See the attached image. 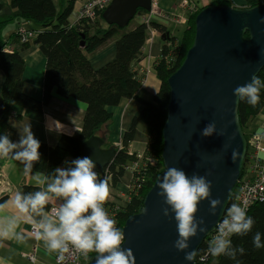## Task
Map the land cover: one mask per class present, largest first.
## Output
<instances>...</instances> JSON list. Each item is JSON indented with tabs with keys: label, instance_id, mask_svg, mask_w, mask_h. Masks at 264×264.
<instances>
[{
	"label": "trees",
	"instance_id": "obj_1",
	"mask_svg": "<svg viewBox=\"0 0 264 264\" xmlns=\"http://www.w3.org/2000/svg\"><path fill=\"white\" fill-rule=\"evenodd\" d=\"M74 1L71 0L62 12L56 11L52 0L11 1L10 6L16 14L1 22L0 28L14 18L30 21L40 28V31H35L37 33L35 38L29 42L20 43V38L16 34L13 39L21 44V48H27L30 42L37 45L46 59V68L43 73V95L40 100H37L28 96L23 90L24 63L19 53L21 48L16 50L9 43H0V70L4 74V83L0 88V99L4 103L0 116V132L9 134L10 138L15 140V131L8 125L11 107H22L32 112L43 113L45 107L51 102L53 91L63 98L83 102L86 107L80 132L70 137L61 135L54 147L40 143L38 149L40 159L33 162L32 172H39L44 176L52 174L56 167L64 166L65 160L80 157V145L83 141L98 136L105 147L115 148L117 151L114 160L105 168L109 174L108 186L114 188L121 181L127 167L139 161L136 154H128V148L129 143L135 137L137 125L140 122L144 123L149 133L148 140L142 153L140 170L132 173L128 198L122 206L110 200L105 201L106 211L116 220V226L122 230L126 219L142 209L144 196L163 170L160 155L163 147L161 130L166 121V105L169 100V87L166 81L184 61V56L194 39V19L202 8L196 10L188 19L187 27L179 41L174 37H169L164 26L153 21L146 25L141 20L135 29L117 38L113 60L99 69H94L89 64L86 54L99 48L122 29L114 25H107L103 28L99 25L100 21L103 22L101 14L99 21L95 23L81 19L76 24H69L68 16L72 12ZM245 3L246 7H253L264 3V0H245ZM210 5L231 6L232 3L230 0H213ZM149 28L161 34H168L163 40L161 55L154 66L160 87L153 95L151 103L136 96L138 89L142 86V77L132 68V64L140 58L141 49L148 39ZM82 41L83 46L80 45ZM257 76L264 80V68ZM260 95L261 99L255 106L243 101L238 103L239 123L243 131L246 125L264 109V89L261 90ZM127 99L140 103L143 110L139 116L132 118L120 141L121 148H119L110 143L109 127L113 122L112 115L107 108L115 107ZM147 159H154L155 164L150 166ZM144 163L146 166H142ZM30 191V187L25 188V194ZM233 197L234 194L230 196L228 205L232 203ZM3 200L4 198L0 202L2 203ZM247 215L255 221L252 230L247 235L231 237L234 246L245 249L243 255L237 254V259L240 264H264V248L257 249L252 244V236L256 231L264 233V203L252 206ZM204 250L205 247L202 244L195 258L197 259ZM95 255V253L90 255L88 260ZM211 262L236 264V261L224 255L211 256L205 264Z\"/></svg>",
	"mask_w": 264,
	"mask_h": 264
},
{
	"label": "water",
	"instance_id": "obj_2",
	"mask_svg": "<svg viewBox=\"0 0 264 264\" xmlns=\"http://www.w3.org/2000/svg\"><path fill=\"white\" fill-rule=\"evenodd\" d=\"M150 0H111L101 13L108 26L124 29L141 12L149 11ZM264 3L253 7L207 5L194 19V39L184 61L168 77L166 121L162 128L161 163L163 170L143 198L142 209L123 224L124 248L131 250L134 264H196L185 260L173 242L177 231L172 213L163 215L162 197L156 181L169 167L182 169L187 176L204 175L211 181L210 198L219 199L215 214L209 200L200 201L195 216L203 219L205 232L190 238L187 251H199L225 214L230 196L236 190L245 165L246 140L239 123L237 98L233 90L264 68ZM168 34H162L164 40ZM81 46L84 45L82 41ZM0 99V116L3 110ZM215 123L210 136L201 135ZM80 157L90 156L101 175L116 156L115 148L104 146L98 136L80 145ZM237 152L232 159V152ZM86 264H95V256Z\"/></svg>",
	"mask_w": 264,
	"mask_h": 264
},
{
	"label": "clouds",
	"instance_id": "obj_3",
	"mask_svg": "<svg viewBox=\"0 0 264 264\" xmlns=\"http://www.w3.org/2000/svg\"><path fill=\"white\" fill-rule=\"evenodd\" d=\"M145 13L141 12L140 17ZM259 23L264 24V16L259 18ZM261 53L264 55V49ZM262 89L264 80L253 75L250 82L237 86L233 95L237 103L243 101L255 106L261 99ZM12 127L17 129L19 138L12 140L9 134L0 132V159L10 158L20 162L23 174L29 175L33 162L40 159V141L34 137L30 120ZM214 130L215 123H209L202 129L201 135L210 136ZM243 133L245 137L246 131ZM236 156L237 152L233 150L232 159ZM95 168L96 163L90 156L65 160L64 166L56 167L52 174L35 177L37 184L45 186L42 190L27 194L17 190L10 201L0 203V212L3 213L0 215V239L26 243L27 236L16 231L23 220L31 224L34 238L42 241L49 252L56 253L60 262L66 259V253L74 252L85 258L89 253H95V264H134L131 250L122 247L125 243L123 231L105 209L109 186L107 180L100 177L103 178L106 170L99 175ZM155 186L157 195L167 205L163 208V215L168 217L170 212L173 214L177 231L173 247L185 252L186 261L193 262L197 251H187L189 240L198 231L203 233L206 230L203 219L195 216L197 205L208 199L209 211L214 215L221 201L210 198L211 181L204 175L193 173L189 177L176 167L167 168ZM49 204L52 206L46 210L45 206ZM9 206L16 211L9 214L5 211ZM226 208V214L215 226L216 234L209 240L207 251L213 257L224 255L240 264L237 254L243 255L245 249L234 246L231 237L247 235L255 221L237 203ZM262 237L264 233L260 231L253 234L252 244L255 248H264Z\"/></svg>",
	"mask_w": 264,
	"mask_h": 264
},
{
	"label": "crops",
	"instance_id": "obj_4",
	"mask_svg": "<svg viewBox=\"0 0 264 264\" xmlns=\"http://www.w3.org/2000/svg\"><path fill=\"white\" fill-rule=\"evenodd\" d=\"M11 1L12 0H0V23L16 14L15 10L10 6ZM70 1L71 0H52L57 12H62ZM212 1L213 0H195L196 10L205 8V6L210 5ZM230 1L234 7H246L245 0ZM85 2H87V0L74 1L72 4V12L68 16L69 24L73 25L77 23L79 18L78 14ZM181 4L182 0H160L158 10L160 14L165 17L159 16L152 20L158 25L164 26L169 33V37H174L177 41L182 37L181 35L187 27L188 19L193 15V13L191 14L184 8H181ZM140 22L141 17L139 21L130 26L127 31V27H125L99 48L92 51L90 54H86L89 64H91L94 69H99L112 61L115 56V43L118 40L117 38L125 32L135 29L136 25ZM99 25L103 28L107 26L101 21ZM18 26H24L28 30L31 29L37 32L41 30L30 21L26 22L19 18H14L0 28V43H9L12 48L19 50L21 44L16 43L13 39ZM176 30H181L179 36L175 34ZM147 38L148 39L141 49L140 58L137 62L132 64V68L143 78L141 82L142 86L138 89L136 96L147 103H151L153 102V95L160 87L154 66L161 55L164 41L161 37V33H158L154 29H152V32L149 31ZM19 53L24 63V71L22 73L23 90L28 96L40 100L44 91L43 73L46 68V59L44 55L41 54L38 46L32 42H30L27 48H21ZM3 83L4 74L0 70V88ZM50 101V104L45 107L43 113L32 112L22 107H11L8 125L12 127L14 124L30 120L34 137L37 138L40 143L50 147H54L57 144L61 135L68 137L76 136L81 130V122L86 105L72 98H63L55 91L52 92ZM107 110L111 113L113 122L109 127L110 143L117 147L128 129L132 118L139 116L143 109L140 103L133 99H127L121 101L120 104L115 107H108ZM12 128L15 131V140H18L19 136L17 129L14 127ZM245 131L247 133L259 135L262 149L260 158L264 162V109L257 114L255 119L246 125ZM135 133L133 141L129 143L128 154L141 155L144 152L149 133L147 132V127L142 122L137 125ZM22 168L23 165L20 164V162L13 161L10 158L0 159V200L4 198L2 203L10 201L17 190L25 193V188L30 187V192H35L45 187L44 185L37 184L35 179L36 176L43 177V174L32 172L29 175H24ZM131 178V172L126 171L116 187H109L110 201L119 206L124 205L128 198V191L132 182ZM56 203H59V201ZM51 206L52 204L46 205V210ZM5 211L11 214L16 210L9 206ZM2 214L3 213L0 212V215ZM36 219H39V217H36ZM30 227L31 224L22 220L19 227L16 229V231L22 232L23 235L27 236L26 243H17L14 240L0 239V264H54V252H49L44 247L42 241L36 240L30 235ZM34 247L36 248L35 261L31 262L26 257V254L30 253ZM210 264H215V262H211Z\"/></svg>",
	"mask_w": 264,
	"mask_h": 264
},
{
	"label": "built area",
	"instance_id": "obj_5",
	"mask_svg": "<svg viewBox=\"0 0 264 264\" xmlns=\"http://www.w3.org/2000/svg\"><path fill=\"white\" fill-rule=\"evenodd\" d=\"M159 1L160 0H150L151 6L149 11L141 16L142 22H144L146 25L149 24L155 17H165L164 15L160 14L158 10ZM110 2L111 0H87V2L83 4L78 14V21L81 19L89 21L90 23L99 21L100 14L109 6ZM181 8H184L186 11L194 14V11L196 10L195 0H182ZM150 31L152 32V29H150ZM15 32V34L20 38V43L29 42L30 40L34 39L37 34L35 31L26 29L24 26H19ZM245 140L247 145L245 165L242 170V176L237 182V188L234 192L232 203L239 204L240 206L245 208L246 212L248 213L249 209L252 206L264 203V162L260 158L262 149L261 139L259 135L246 132ZM118 147L121 148L120 143L118 144ZM142 158L143 156H138L139 161L130 164V166L128 167V171H131L132 173L134 171L138 172L140 170V162ZM146 161L150 166H153L155 164L154 159H147ZM142 166H146L145 163ZM102 179H109V174L107 173V171L103 174ZM109 198L110 193L108 194L106 200H109ZM231 204H229L228 206H230ZM29 231L30 235L34 238L32 226L30 227ZM215 234L216 227L215 230L211 234H209V236L203 242L205 250L198 256V260L196 261L198 262V264H205L210 260L211 255L208 253L207 247L209 240ZM35 252L36 248L34 247L30 253L26 254V257L31 262L35 261ZM54 254V264H86L91 253L88 254L87 258H85L82 254L69 252L65 254L66 259L63 262L58 261L57 254Z\"/></svg>",
	"mask_w": 264,
	"mask_h": 264
},
{
	"label": "rangeland",
	"instance_id": "obj_6",
	"mask_svg": "<svg viewBox=\"0 0 264 264\" xmlns=\"http://www.w3.org/2000/svg\"><path fill=\"white\" fill-rule=\"evenodd\" d=\"M139 18H140V15H136L130 22H129V24H128V26H127V28H126V31L130 28V26H132L133 24H135L136 22H138L139 21ZM180 32H181V30H176L175 31V34L177 35V36H179V34H180ZM142 156V155H141ZM93 253H91L90 255H92Z\"/></svg>",
	"mask_w": 264,
	"mask_h": 264
}]
</instances>
